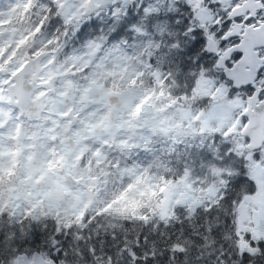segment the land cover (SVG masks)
I'll list each match as a JSON object with an SVG mask.
<instances>
[{"label":"snow or ice","instance_id":"1","mask_svg":"<svg viewBox=\"0 0 264 264\" xmlns=\"http://www.w3.org/2000/svg\"><path fill=\"white\" fill-rule=\"evenodd\" d=\"M0 264H264V0H0Z\"/></svg>","mask_w":264,"mask_h":264}]
</instances>
